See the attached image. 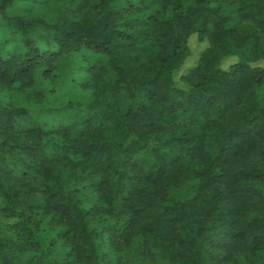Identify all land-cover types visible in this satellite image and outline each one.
<instances>
[{"label":"trees","instance_id":"16d2710c","mask_svg":"<svg viewBox=\"0 0 264 264\" xmlns=\"http://www.w3.org/2000/svg\"><path fill=\"white\" fill-rule=\"evenodd\" d=\"M14 1L0 88L82 55L88 97L52 125L0 100V264H264V0Z\"/></svg>","mask_w":264,"mask_h":264},{"label":"rangeland","instance_id":"374dc122","mask_svg":"<svg viewBox=\"0 0 264 264\" xmlns=\"http://www.w3.org/2000/svg\"><path fill=\"white\" fill-rule=\"evenodd\" d=\"M70 3V0H15L10 11L28 16L42 15L50 20L64 5ZM230 9L231 7H228V10ZM238 28L241 33H253L262 39L259 29L250 22H243ZM9 36L10 31L0 26V43ZM190 44L192 48L200 46L197 38H192ZM87 64L88 60L83 59L82 55H72L67 59L63 57L53 64L51 76L47 79L40 77L31 90L19 91L16 87L0 88V100L14 105L28 106L29 112L46 125L67 121L73 111L69 109L68 103L77 105L87 100L88 92L80 88ZM108 255L109 253H105L106 258ZM25 259L24 254L18 255V264ZM62 260L63 253L57 250L49 257L48 262Z\"/></svg>","mask_w":264,"mask_h":264}]
</instances>
